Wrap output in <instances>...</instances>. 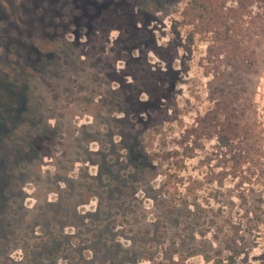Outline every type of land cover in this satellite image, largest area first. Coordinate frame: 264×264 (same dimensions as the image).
Here are the masks:
<instances>
[{
  "label": "rangeland",
  "instance_id": "374dc122",
  "mask_svg": "<svg viewBox=\"0 0 264 264\" xmlns=\"http://www.w3.org/2000/svg\"><path fill=\"white\" fill-rule=\"evenodd\" d=\"M185 8L0 0V264H264L262 10Z\"/></svg>",
  "mask_w": 264,
  "mask_h": 264
},
{
  "label": "trees",
  "instance_id": "16d2710c",
  "mask_svg": "<svg viewBox=\"0 0 264 264\" xmlns=\"http://www.w3.org/2000/svg\"><path fill=\"white\" fill-rule=\"evenodd\" d=\"M227 2H232L234 5L224 12L223 7ZM254 4L259 5L262 10V15L258 18L261 19L259 30L264 35V0H186V11L183 13L182 21L188 25L201 22L204 27H207L215 19L222 18L229 22L230 28H233L247 18H249V23L252 22L250 9ZM224 23L227 25L226 21Z\"/></svg>",
  "mask_w": 264,
  "mask_h": 264
}]
</instances>
